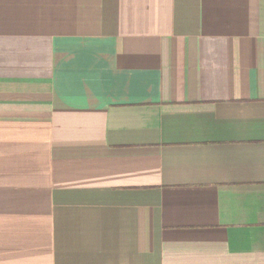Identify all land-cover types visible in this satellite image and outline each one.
<instances>
[{"label": "crops", "instance_id": "crops-1", "mask_svg": "<svg viewBox=\"0 0 264 264\" xmlns=\"http://www.w3.org/2000/svg\"><path fill=\"white\" fill-rule=\"evenodd\" d=\"M0 264H264V0H0Z\"/></svg>", "mask_w": 264, "mask_h": 264}]
</instances>
